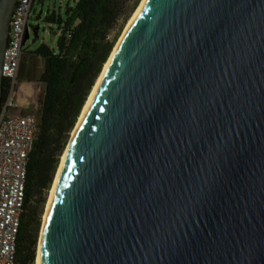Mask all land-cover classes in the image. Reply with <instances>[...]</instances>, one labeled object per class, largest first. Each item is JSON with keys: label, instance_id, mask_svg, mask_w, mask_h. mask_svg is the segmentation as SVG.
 <instances>
[{"label": "water", "instance_id": "obj_1", "mask_svg": "<svg viewBox=\"0 0 264 264\" xmlns=\"http://www.w3.org/2000/svg\"><path fill=\"white\" fill-rule=\"evenodd\" d=\"M17 1L0 0V101ZM39 264H264V0L144 2L66 154Z\"/></svg>", "mask_w": 264, "mask_h": 264}, {"label": "trees", "instance_id": "obj_2", "mask_svg": "<svg viewBox=\"0 0 264 264\" xmlns=\"http://www.w3.org/2000/svg\"><path fill=\"white\" fill-rule=\"evenodd\" d=\"M138 1L76 0L74 7L66 8L64 17L50 13L44 19L56 28L51 32H58L56 47L40 44L28 53L44 62L38 77L43 93L37 134L28 156L24 209L15 246L17 264H34L45 194L86 98L113 47L107 37L118 22L127 19ZM5 87L3 81L1 101Z\"/></svg>", "mask_w": 264, "mask_h": 264}, {"label": "built area", "instance_id": "obj_3", "mask_svg": "<svg viewBox=\"0 0 264 264\" xmlns=\"http://www.w3.org/2000/svg\"><path fill=\"white\" fill-rule=\"evenodd\" d=\"M34 0H18L10 20L3 53L1 77L6 81L0 102V264H17L15 246L24 209L28 156L37 134V96L28 102L32 111L22 113L19 99V65Z\"/></svg>", "mask_w": 264, "mask_h": 264}, {"label": "rangeland", "instance_id": "obj_4", "mask_svg": "<svg viewBox=\"0 0 264 264\" xmlns=\"http://www.w3.org/2000/svg\"><path fill=\"white\" fill-rule=\"evenodd\" d=\"M75 1L76 0H34L33 1L31 13H30V16H29V19H28V22H27V25H28V28H29V30H28L29 37L25 41V44L23 46V49L26 52V54H28L31 51H33L34 49H36L40 44H45L47 46H52L53 48L56 47V41H57L58 35L56 34V35L53 36L52 32H51L52 30H54L56 28L54 26H51V25L47 24L44 19H45L46 15L50 14V13H54L56 16L60 15L61 17H64L66 8L67 7H74ZM140 1L141 0H139L137 2V4L133 7L132 12H130V14L127 17V19L124 20L123 22L122 21L118 22V24L116 25L115 29L108 35L107 41L111 42L112 46H113L111 51L113 50L116 42L118 41V39H119V37H120L124 27H125V25L127 24L129 18L131 17V15L133 14V12L137 8V6L139 5ZM131 7H132V5L129 6V8H131ZM39 12H41V14L39 16L40 18L38 19L37 16H38ZM34 28H37V39H35V36H34V33H33V29ZM21 62H22V64L24 62H26V66H27L28 65V58L27 57H23ZM43 65H44V62L40 58H31L30 63H29V69L32 72V76L34 77L33 81L35 82V88L32 89V90H35L37 88L40 89V92H39V94L37 96L36 116L38 114V110H39V107H40V101H41V97H42V93H43V86L40 83H38V76L40 75V73L43 70ZM102 68H103V66H102ZM102 68H101V71H102ZM94 84H95V82H94ZM22 86L26 90H29V82L28 81H25V83L22 84ZM86 100H87V98H86ZM19 105L22 108V113H26V112L32 111L34 109V104L27 103L26 101H22ZM83 107H84V105H83ZM83 107H82V109H83ZM82 109H81V111H82ZM80 114H81V112H80ZM80 114H79V116H80ZM37 118H38V116H37ZM70 135H71V133H70ZM70 135H69V139H70ZM69 139H68V141H69ZM68 141H67V143H68ZM60 159H61V157H60ZM60 159H59V163L57 165V168L55 170L53 179L55 177V174L57 172L58 166L60 164ZM52 184H53V180H52L51 186L49 187L48 191L45 194V201H44V204L42 206L41 213H40V225H39V231H38V234H37V242H36V248H35V258H36V253H37L38 238H39L40 229H41V225H42V217H43V214H44V211H45L46 203H47V200H48V197H49V192L51 190ZM34 264H35V261H34Z\"/></svg>", "mask_w": 264, "mask_h": 264}, {"label": "bare ground", "instance_id": "obj_5", "mask_svg": "<svg viewBox=\"0 0 264 264\" xmlns=\"http://www.w3.org/2000/svg\"><path fill=\"white\" fill-rule=\"evenodd\" d=\"M145 1L146 0H141L140 1L139 5L137 6V8L135 9V11L133 12V14L131 15V17L129 18L127 24L125 25V27H124V29H123V31H122V33H121L118 41L116 42L113 50L111 51V53H110L107 61L104 63L103 68H102V71L99 74V76L97 77V79L95 81V84L93 85V87H92V89H91V91H90V93H89V95L87 97V100H86V102L84 104V107H83V109L81 111V114H80V116H78V119L76 121V124H75L74 128L71 131L70 139H69V141H68V143H67V145L65 147V150L63 151V154H62L61 159H60V164L58 166L57 172H56L55 177L53 179V184H52L51 190L49 192V197H48V200H47V203H46V207H45V211H44V214H43V217H42V225H41L40 234H39V238H38L37 253H36V258H35V264H39V261H40L41 246H42V235H43L44 225H45V222H46V219H47V214H48V208H49V204H50V199H51V195L53 193V189H54L55 183H56L57 178L59 176V173L61 171L63 162L65 160L66 154H67V152H68V150H69V148H70V146H71V144H72V142L74 140V137L76 135V132L78 130V127L80 125V122H81V120H82V118H83V116L85 114V111H86V109L88 107V104H89V102H90V100H91V98H92V96H93V94H94V92H95V90H96V88H97V86H98V84H99V82H100V80H101V78H102V76H103L106 68L108 67V64H109L110 60L112 59L113 54H114V52H115V50H116L119 42L121 41V39L123 38L124 34L126 33V31L128 30V28L132 24L133 20L135 19L136 15L138 14L141 6L144 4Z\"/></svg>", "mask_w": 264, "mask_h": 264}, {"label": "crops", "instance_id": "obj_6", "mask_svg": "<svg viewBox=\"0 0 264 264\" xmlns=\"http://www.w3.org/2000/svg\"><path fill=\"white\" fill-rule=\"evenodd\" d=\"M39 16H40V12H39L37 18ZM28 30H29V28H28ZM33 33H34V36H35V34L37 33V30L33 29ZM56 34L58 35L57 31H53L52 32L53 36L56 35ZM49 47L53 48L52 46H49ZM23 51H24V49H23ZM23 57H27L28 58V65L26 66V62H24L22 64V62L20 61V65H19V85H18V87H19V90L23 93V97H21L19 99V103H21L22 101H26L28 103L31 100V98L33 97V95H34V90H32V89L35 88V82L33 81L34 77L32 76V72L29 69V63H30L31 58H36V57H34L33 55H30V54H23L22 57H21V60L23 59ZM25 81L29 82V90H26L22 86V84H24Z\"/></svg>", "mask_w": 264, "mask_h": 264}]
</instances>
